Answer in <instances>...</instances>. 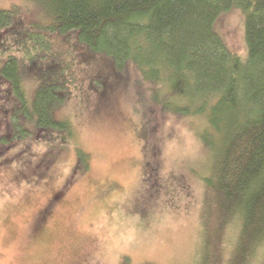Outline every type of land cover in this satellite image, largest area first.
<instances>
[{"label": "rangeland", "instance_id": "1", "mask_svg": "<svg viewBox=\"0 0 264 264\" xmlns=\"http://www.w3.org/2000/svg\"><path fill=\"white\" fill-rule=\"evenodd\" d=\"M18 5L48 20L39 0H0L1 8ZM220 22L230 49L246 55L244 12L231 9ZM53 38L71 71L64 99L49 106L68 125L54 135L64 138L60 146L39 130L14 136L35 123L21 106L35 113L32 80L31 98L8 117L13 133L3 135L0 116V264H208L207 229L218 205L206 196L213 163L200 134L206 119L157 105L153 85L138 82L132 68L100 94L92 88L98 66L79 62L66 37ZM232 237L226 232L228 247ZM222 246L209 264H222ZM263 257L261 248L255 264Z\"/></svg>", "mask_w": 264, "mask_h": 264}, {"label": "trees", "instance_id": "2", "mask_svg": "<svg viewBox=\"0 0 264 264\" xmlns=\"http://www.w3.org/2000/svg\"><path fill=\"white\" fill-rule=\"evenodd\" d=\"M39 2L48 18L42 24L37 16L23 14L20 5L0 7V52H7L0 56L3 135L13 133L8 117L16 115L17 103L34 97L35 113L21 106L28 121L36 117L35 123L14 136L39 130L50 146L64 141L54 135L68 124L54 118L53 107L66 95L63 82L71 70L54 47L53 35L66 37L63 41L79 62L98 66L93 77L97 85L91 87L100 94L114 87L113 80L125 78L122 70H136L138 82L153 85L157 105L173 113L200 115L208 123L200 133L213 154L206 196L218 205L207 229L212 236L207 235L206 249L213 250L208 264L223 243L220 263L255 264L264 248V0ZM231 9L244 12L246 55L230 49L222 32L220 18ZM105 76L107 85H101ZM28 80L36 85L31 97L25 87ZM50 102L55 104L51 107ZM226 232L233 235L229 247Z\"/></svg>", "mask_w": 264, "mask_h": 264}]
</instances>
